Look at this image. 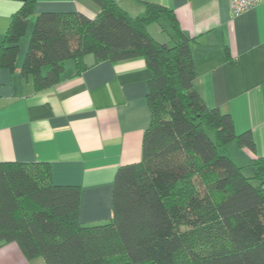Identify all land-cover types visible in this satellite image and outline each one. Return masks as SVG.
I'll return each instance as SVG.
<instances>
[{
	"label": "trees",
	"instance_id": "1",
	"mask_svg": "<svg viewBox=\"0 0 264 264\" xmlns=\"http://www.w3.org/2000/svg\"><path fill=\"white\" fill-rule=\"evenodd\" d=\"M96 1L100 11L89 17L33 15L34 0H23L1 40L0 66L13 68L31 17L20 71L36 90L57 82L68 58L79 72L89 54L93 62L142 57L151 76L141 158L118 166L112 215L91 224L79 220L80 186L54 183L47 162L0 161V243L15 241L44 264H264V155L244 174L224 151L232 139L250 149L253 141L194 87L192 37L161 4L131 15L114 0ZM163 17L175 36L159 41L148 25Z\"/></svg>",
	"mask_w": 264,
	"mask_h": 264
},
{
	"label": "crops",
	"instance_id": "2",
	"mask_svg": "<svg viewBox=\"0 0 264 264\" xmlns=\"http://www.w3.org/2000/svg\"><path fill=\"white\" fill-rule=\"evenodd\" d=\"M23 0H0V43ZM131 15L146 2L166 6L191 39L193 84L208 107L231 116L236 133L247 132L253 148L236 139L224 151L251 174V160L264 155V0L233 13L228 0H114ZM80 11L93 17L96 0H34L41 11ZM162 19V20H161ZM150 30L161 40L175 36L167 18ZM32 17L19 39L13 68L0 66V161H45L54 183L80 186L79 220L104 222L112 215V183L118 166L141 158L150 121L146 100L151 70L142 57L93 62L75 71L63 62L59 80L35 89L20 71ZM151 25V24H150ZM148 25V28L149 26ZM27 35V36H26ZM0 264H44L27 257L15 241L0 243Z\"/></svg>",
	"mask_w": 264,
	"mask_h": 264
},
{
	"label": "built area",
	"instance_id": "3",
	"mask_svg": "<svg viewBox=\"0 0 264 264\" xmlns=\"http://www.w3.org/2000/svg\"><path fill=\"white\" fill-rule=\"evenodd\" d=\"M260 0H228L230 10L237 14Z\"/></svg>",
	"mask_w": 264,
	"mask_h": 264
},
{
	"label": "rangeland",
	"instance_id": "4",
	"mask_svg": "<svg viewBox=\"0 0 264 264\" xmlns=\"http://www.w3.org/2000/svg\"><path fill=\"white\" fill-rule=\"evenodd\" d=\"M162 20V19H161ZM161 20H159V22H161ZM155 28H161V24H159V23H156V22H154V23H152L150 26H149V29L150 30H152V31H154V29ZM149 30V31H150ZM27 36V35H26ZM155 38H157V39H159V41H161V39L160 38H158V36H155Z\"/></svg>",
	"mask_w": 264,
	"mask_h": 264
}]
</instances>
